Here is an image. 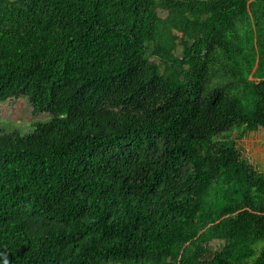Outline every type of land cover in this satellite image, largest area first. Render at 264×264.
I'll return each mask as SVG.
<instances>
[{
	"label": "trees",
	"instance_id": "trees-1",
	"mask_svg": "<svg viewBox=\"0 0 264 264\" xmlns=\"http://www.w3.org/2000/svg\"><path fill=\"white\" fill-rule=\"evenodd\" d=\"M20 96L0 264H264V0H0Z\"/></svg>",
	"mask_w": 264,
	"mask_h": 264
},
{
	"label": "rangeland",
	"instance_id": "rangeland-1",
	"mask_svg": "<svg viewBox=\"0 0 264 264\" xmlns=\"http://www.w3.org/2000/svg\"><path fill=\"white\" fill-rule=\"evenodd\" d=\"M49 117L46 112L35 113L27 98L20 96L7 99L0 104V131L21 130L28 132L30 123L34 120H45ZM243 154L252 161L256 167L264 171V129L247 133L239 141ZM215 246L218 241L212 242Z\"/></svg>",
	"mask_w": 264,
	"mask_h": 264
},
{
	"label": "clouds",
	"instance_id": "clouds-1",
	"mask_svg": "<svg viewBox=\"0 0 264 264\" xmlns=\"http://www.w3.org/2000/svg\"><path fill=\"white\" fill-rule=\"evenodd\" d=\"M2 264H10V262H9V260H8V258H7V256H5V258H4L3 262H2Z\"/></svg>",
	"mask_w": 264,
	"mask_h": 264
}]
</instances>
